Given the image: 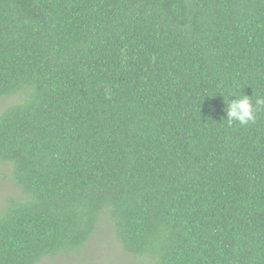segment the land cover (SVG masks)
<instances>
[{
	"label": "trees",
	"instance_id": "trees-1",
	"mask_svg": "<svg viewBox=\"0 0 264 264\" xmlns=\"http://www.w3.org/2000/svg\"><path fill=\"white\" fill-rule=\"evenodd\" d=\"M230 91L264 97V0H0L25 194L0 264L78 253L104 217L150 264H264V110L229 126Z\"/></svg>",
	"mask_w": 264,
	"mask_h": 264
},
{
	"label": "rangeland",
	"instance_id": "rangeland-1",
	"mask_svg": "<svg viewBox=\"0 0 264 264\" xmlns=\"http://www.w3.org/2000/svg\"><path fill=\"white\" fill-rule=\"evenodd\" d=\"M17 100L18 96L0 98V112ZM24 196L25 194L15 184L12 166L0 163V211L7 204L8 198L21 199ZM150 262L147 256L126 252L116 236L112 222L104 217L96 232L78 253L44 257L38 264H150Z\"/></svg>",
	"mask_w": 264,
	"mask_h": 264
},
{
	"label": "clouds",
	"instance_id": "clouds-1",
	"mask_svg": "<svg viewBox=\"0 0 264 264\" xmlns=\"http://www.w3.org/2000/svg\"><path fill=\"white\" fill-rule=\"evenodd\" d=\"M208 96L214 97L212 94ZM235 96V99L230 97ZM226 101V120L229 126L234 123L246 126L255 123L257 113L264 110V97H257L254 101L252 97L230 91L227 96L224 95Z\"/></svg>",
	"mask_w": 264,
	"mask_h": 264
}]
</instances>
